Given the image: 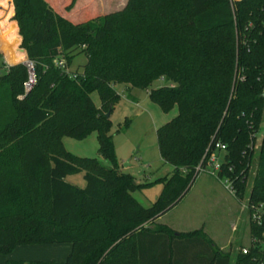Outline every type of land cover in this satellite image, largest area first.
Instances as JSON below:
<instances>
[{"label": "trees", "instance_id": "1", "mask_svg": "<svg viewBox=\"0 0 264 264\" xmlns=\"http://www.w3.org/2000/svg\"><path fill=\"white\" fill-rule=\"evenodd\" d=\"M68 1L0 0V49L13 64L0 51V255L69 243L64 261L37 264H181L174 245L192 241L201 247L194 252L199 264L203 241L214 246L202 229L178 233L150 224L180 202L215 152L224 154L220 176L232 181L239 200L248 199L249 215L262 206L261 224L250 218L247 253L233 263L220 249L215 255L220 264H264V0H128L98 16L72 10L77 0ZM21 39L36 77L28 92ZM78 54L87 61L71 72ZM60 58L65 67L56 64ZM159 79L166 85L150 90ZM117 84L149 89L164 112L178 108L157 130L160 156L173 170L149 207L133 196L145 185L115 157L106 115L120 100ZM94 132L111 168L64 146V137ZM217 143L225 150L215 151ZM82 171L85 187L66 180Z\"/></svg>", "mask_w": 264, "mask_h": 264}, {"label": "rangeland", "instance_id": "2", "mask_svg": "<svg viewBox=\"0 0 264 264\" xmlns=\"http://www.w3.org/2000/svg\"><path fill=\"white\" fill-rule=\"evenodd\" d=\"M70 2L71 0L68 1V4ZM127 2L128 0H77L72 10L80 8V10H90L93 16L105 15L124 9ZM79 16L85 18V12H80ZM86 61L87 59L83 54L76 55L68 68L69 71H81ZM164 85H166V82L159 79L154 81L149 89L152 90ZM115 87L120 94V100L115 104L110 115L115 157L121 171L133 175L136 183L145 185L133 192V196L143 206L149 207L157 200L162 191L163 184L160 179L169 175L173 170V166L166 163L160 156L157 130L178 115V108L174 107L171 111L164 112L159 105L150 99L149 89L134 88L129 91L123 84H117ZM92 99L97 107L101 106L98 92L92 94ZM258 137L255 150L259 146L262 132ZM63 142L69 152L81 157L97 158L106 168L112 167L111 162L104 159L99 153V141L96 132L81 140L64 137ZM219 162L221 164L224 162L223 153L219 156ZM256 167L257 162H254L249 170L247 178L248 193L251 191ZM210 174L207 170L203 171L196 179L205 175L211 177ZM84 175L85 171H82L68 176L66 180L79 187H85ZM192 189L187 198L163 217L162 223L157 221L155 225L150 224V229L153 230L164 225L163 222L172 221L174 225L182 230H194L200 228L206 221V229L207 227L211 229L208 232L219 236L217 244L223 246L224 251L230 253L234 259L242 250L241 246L248 248L251 244L250 215L249 211L245 209L246 207L243 208L247 204V199H243L244 201L238 200L236 197L237 200L233 199L224 186L220 188L221 192L231 197L236 214H240V221L236 223L235 217L225 214L220 208L204 206L200 203L204 194L202 188L194 186ZM233 223L236 224L235 230H232ZM191 232L193 231L178 233ZM182 244L183 248L179 246V243L174 245L175 254L177 256L180 254V263L185 262L183 259L186 257L185 259H188L190 264L191 259L194 264H198L194 252L197 250L198 253L201 247L195 243L193 244L192 241H185ZM180 257L178 256V261ZM32 264H37V261ZM185 264L187 263L185 262Z\"/></svg>", "mask_w": 264, "mask_h": 264}, {"label": "crops", "instance_id": "3", "mask_svg": "<svg viewBox=\"0 0 264 264\" xmlns=\"http://www.w3.org/2000/svg\"><path fill=\"white\" fill-rule=\"evenodd\" d=\"M21 43H22V39L18 46H20L21 50L25 51L21 47ZM1 53L4 55L6 63L8 65H13L7 60L5 54L2 51ZM27 59H28V55L26 52V58L23 61H20L18 63H24ZM210 176L211 177H209L208 175H205L203 177H199L198 179H196L193 185L191 186L190 190L188 191V193L180 200V202L174 208H172L166 214L174 210L185 198H187V196L191 194L193 190L192 188H194V186H199L200 188L204 190L203 198L200 202L201 204H203L204 206H210V207L214 206L217 209L220 208L225 214L231 217H235L236 223H238L241 217L239 216L240 214L238 215L236 214L234 203L231 197H229L227 194L225 195L224 192H221L220 188H222L224 185L212 174H210ZM231 196L233 199L235 198L234 195L231 194ZM166 214L160 217L157 221L161 222V220ZM163 224L166 226H169L170 228L178 232H189V231H195V230L202 229L207 234L208 238L214 242V246L210 247L207 241H203L202 243L203 250L200 255L201 260L199 264H210L213 259L215 262L214 264H220L223 257H221V255H215V249H220L224 255L229 254L230 258L232 259V263H233L232 255L224 251L223 246H219L217 244V239L219 238V236L213 235L211 232H208L211 230L209 229V227H207L206 229V221L204 222V224H202L200 228H195L194 230H182L178 226L174 225L172 221L163 222ZM235 228H236V224L233 223L232 230H235ZM240 248L243 249L245 247L241 246ZM71 250H72V245L69 243L52 244V245L19 246L12 253L8 255H0V264H8L10 261H26V262H34V261L47 262V261H53V260L64 261L67 258V256L70 254Z\"/></svg>", "mask_w": 264, "mask_h": 264}, {"label": "built area", "instance_id": "4", "mask_svg": "<svg viewBox=\"0 0 264 264\" xmlns=\"http://www.w3.org/2000/svg\"><path fill=\"white\" fill-rule=\"evenodd\" d=\"M237 1H240V0H231L232 3L237 2ZM24 64L27 66L28 71H29V80L25 83V89H26V92H28V91L31 90V88L35 84L36 77H35L33 62L30 61L29 59H27L24 62ZM56 64L61 66V67H65L66 62H65V60L63 58H60V59L56 60ZM217 150L218 151L225 150V145L217 143L215 145V151H217ZM219 156L220 155L215 153V152L211 153L208 156L207 160H206V165L204 167H198V170L200 171V173L207 170L209 173H211L213 176H215L220 182H222L224 187L232 195H234V197L237 198L236 190L233 187L232 181H230L227 178H222L220 176L221 163L219 162ZM242 201H244V200H242ZM243 208H245V209H247L249 211L248 199H247V204L245 206H243ZM252 208L254 209V211L252 212L250 218L255 220L258 224H261V222H262V212H261L262 206H260V207H252ZM242 250H243V253H247V248H243Z\"/></svg>", "mask_w": 264, "mask_h": 264}, {"label": "water", "instance_id": "5", "mask_svg": "<svg viewBox=\"0 0 264 264\" xmlns=\"http://www.w3.org/2000/svg\"><path fill=\"white\" fill-rule=\"evenodd\" d=\"M110 115H111V112H108L106 116H107L108 118H110Z\"/></svg>", "mask_w": 264, "mask_h": 264}]
</instances>
